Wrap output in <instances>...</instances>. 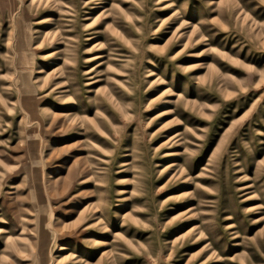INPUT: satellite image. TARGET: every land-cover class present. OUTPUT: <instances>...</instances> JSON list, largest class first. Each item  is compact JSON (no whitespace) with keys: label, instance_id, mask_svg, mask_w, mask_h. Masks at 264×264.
Returning <instances> with one entry per match:
<instances>
[{"label":"rangeland","instance_id":"rangeland-1","mask_svg":"<svg viewBox=\"0 0 264 264\" xmlns=\"http://www.w3.org/2000/svg\"><path fill=\"white\" fill-rule=\"evenodd\" d=\"M0 264H264V0H0Z\"/></svg>","mask_w":264,"mask_h":264},{"label":"bare ground","instance_id":"bare-ground-1","mask_svg":"<svg viewBox=\"0 0 264 264\" xmlns=\"http://www.w3.org/2000/svg\"><path fill=\"white\" fill-rule=\"evenodd\" d=\"M26 37V36H25ZM25 43V42H24ZM18 44H19V42H18ZM23 45V44H22ZM84 111H87V109H83ZM71 112H67V114H65V116H67V117H69V116H71ZM175 207V206H174ZM189 207V206H188ZM189 209V208H188Z\"/></svg>","mask_w":264,"mask_h":264}]
</instances>
